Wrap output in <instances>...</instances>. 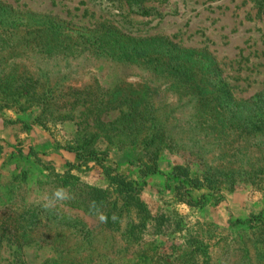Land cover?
Segmentation results:
<instances>
[{
  "label": "trees",
  "instance_id": "trees-1",
  "mask_svg": "<svg viewBox=\"0 0 264 264\" xmlns=\"http://www.w3.org/2000/svg\"><path fill=\"white\" fill-rule=\"evenodd\" d=\"M148 1L125 0L131 12L140 16L150 15L144 8ZM61 26L63 23L54 18L23 17L0 3V114L10 109L21 113L38 110L34 123L47 130L52 107H85L94 118V126L103 130L102 138L108 146H141L147 162L132 176L124 173L108 162L107 150L97 148L94 134L81 129L80 143L63 148L73 154L74 160L67 161L60 173L52 169L50 184L70 194L65 207L94 221L88 223L84 216L67 215L57 207L45 210L38 203L15 219L0 223V245L7 237L18 248L44 243L60 251L58 259L45 264H118L124 256L122 250L111 258L105 246V240L109 242L118 235L126 243L124 251L135 248L131 260L123 264H211L210 242L224 238L223 227L204 221L187 222L168 204L152 214L142 199L145 179L161 174L158 164L165 154L186 155L187 161L174 163L167 173L174 181L172 194L178 204L200 212L206 197L220 195L236 183L264 193V87L248 99H239L223 78L216 59L205 49L184 48L167 37L134 38L102 24L89 31L93 37L84 41L83 49L96 45L110 60L134 66L151 80L135 84L118 80L105 88L94 81L87 89L62 87L60 81L52 84L43 78L48 75L43 70L46 68L37 66L40 76L35 77L27 64L34 59L64 58L65 51L73 50ZM167 91L177 98L175 105L160 97ZM112 111H119V117L103 123L102 116ZM204 142L219 143L217 147L236 146L239 158L207 161L197 145ZM249 150L256 151L255 160ZM195 162L199 171L192 167L197 168ZM94 169L105 177L106 190L89 186L77 176ZM202 189L206 193L195 201V193ZM81 199L85 205L75 206ZM93 201L96 209L90 210ZM97 211L108 217L106 223L95 220ZM44 213L47 219L38 233V218H44ZM148 230L181 241L169 248L168 255L151 247H136ZM228 230L247 232L239 237V258L234 264H264L263 217L231 220Z\"/></svg>",
  "mask_w": 264,
  "mask_h": 264
},
{
  "label": "rangeland",
  "instance_id": "rangeland-1",
  "mask_svg": "<svg viewBox=\"0 0 264 264\" xmlns=\"http://www.w3.org/2000/svg\"><path fill=\"white\" fill-rule=\"evenodd\" d=\"M0 3L23 17L54 18L63 23L60 31L68 37L73 50L65 51L62 54L64 58L34 59L27 64V69L35 77L40 76L36 71L37 66L46 68L43 70H47L48 75L43 78H48L52 84L60 81L62 87L87 89L94 85V81L105 88L118 80L133 84L151 80L146 72L134 66H124L110 60L100 52L102 48L96 45L95 48L83 49L86 45L84 41L93 37L89 31L102 24L134 38L167 37L184 48L205 49L216 59L223 78L239 99H248L264 87L262 0H150L144 4L149 16L131 12L125 0H0ZM74 43L77 46L74 47ZM170 93L163 92L160 97L175 105L177 98ZM38 114L39 111L34 109L23 113L10 109L0 114V223L7 218L15 219L30 206L43 203L42 197L51 196L60 188L50 184L53 179L51 170L60 173L65 169L67 161L74 160L73 154L63 148L80 143L81 129L85 133L94 134L97 148L107 150L108 162L118 165L120 171L132 176L147 162L146 150L141 146L129 143L108 146L102 138L103 130L94 126V118L85 107H52L47 130L34 123ZM119 115V111H112L102 116L101 120L103 123L112 122ZM216 144L219 143L197 144L203 149L201 151L207 161L239 158L236 156V146L217 147ZM249 154L253 160L258 156L255 150H249ZM185 159L186 155L165 154L158 164L161 174L145 179L147 184L143 188L142 199L152 214L159 213L165 208L163 204H168L170 209L184 216L187 222L193 224L195 221H204L223 227L224 238L210 242L211 264H234L239 258V237L247 232L240 234L246 230L229 231L228 222L235 219L247 221L252 216L264 218V193H258L245 183H236L232 189L222 192L221 197H206L204 208L196 212L176 203L172 194L174 181L167 177L171 166L184 163L187 161ZM193 164L197 168L192 167L198 170L197 163ZM77 176L89 186L107 189V181L98 169L78 173ZM206 191L202 189L196 192L195 201ZM66 202H58L54 208L57 207L67 215L84 216L80 211L65 207ZM74 205L83 207L85 203L81 199ZM45 215L44 218H38V233L47 219ZM84 219L88 223L94 221L85 216ZM171 238L155 235L148 230L136 247H151L168 255L169 248L181 241ZM125 245L124 239L118 235L113 236L109 242L105 240L111 258L116 251L122 250L124 256H121L118 264L128 263L134 255L135 248L124 251ZM60 256L59 250L44 243L18 248L5 237L0 245V264H45Z\"/></svg>",
  "mask_w": 264,
  "mask_h": 264
},
{
  "label": "clouds",
  "instance_id": "clouds-1",
  "mask_svg": "<svg viewBox=\"0 0 264 264\" xmlns=\"http://www.w3.org/2000/svg\"><path fill=\"white\" fill-rule=\"evenodd\" d=\"M71 196L70 194L63 188H58L56 189V191L54 193H52L51 196L45 195L44 197H42L43 203H42V207L45 210H51L55 207V205L58 202H63L66 201L68 199H70ZM96 209V205L95 202L93 201L92 204L90 205V210H95ZM97 218L101 223H106L108 217L97 211ZM115 215H113V219L115 220Z\"/></svg>",
  "mask_w": 264,
  "mask_h": 264
}]
</instances>
